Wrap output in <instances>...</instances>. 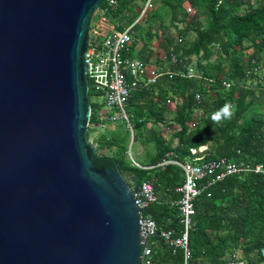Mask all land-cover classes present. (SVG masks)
Listing matches in <instances>:
<instances>
[{
	"label": "trees",
	"instance_id": "16d2710c",
	"mask_svg": "<svg viewBox=\"0 0 264 264\" xmlns=\"http://www.w3.org/2000/svg\"><path fill=\"white\" fill-rule=\"evenodd\" d=\"M113 1L114 4L105 2L100 8L107 9L106 20L119 24L121 30L139 17L138 10L137 16L126 19L128 10L136 7L138 1L145 2ZM155 1L156 8L146 18L150 24L158 22L165 57L163 60L157 55L155 63L175 73H184L194 65L196 77L164 76L147 87L131 90L126 110L134 133L133 142L154 146L147 164L135 161L138 166L134 165L128 157L125 141L112 134L100 136L94 162L98 168L117 169L126 181H132L130 188L150 183L157 202L151 204L146 213L158 228L173 229L179 234L181 225L175 203L181 198L177 189L182 186L184 175L176 165L159 166L163 160L182 162L201 158V163H205L227 158L235 163L264 165V113L246 116L256 103L257 95L252 84L245 87L246 71L252 69L251 61L255 60L264 68V0ZM188 8L194 10L193 15L187 12ZM163 15L176 30L175 39L165 32ZM133 31L135 41L126 55L145 64L152 63L154 52L150 43L156 38L153 27L148 24L143 32L136 23ZM189 34L193 35L192 39ZM248 49H252V53L246 55ZM171 55L176 58L175 64L170 61ZM224 82H230L231 88L224 90ZM196 94L201 95L200 103L195 100ZM102 95L89 80L91 115L87 139L92 124L108 123L99 119L104 106ZM168 99L176 103L168 104ZM225 104L233 106L234 115L217 124L212 114ZM170 114H173L172 120L168 119ZM170 128V140L175 141V145L164 137ZM102 150H107L108 155L99 154ZM191 150L196 153L191 154ZM194 205L188 243L193 260L200 264H228L230 257L239 253L246 264H262L264 175L228 176L205 189ZM152 251L154 259L164 264L181 263V252L173 255L161 238L152 240Z\"/></svg>",
	"mask_w": 264,
	"mask_h": 264
},
{
	"label": "water",
	"instance_id": "95a60500",
	"mask_svg": "<svg viewBox=\"0 0 264 264\" xmlns=\"http://www.w3.org/2000/svg\"><path fill=\"white\" fill-rule=\"evenodd\" d=\"M108 1L0 0V264L138 263L133 191L86 138Z\"/></svg>",
	"mask_w": 264,
	"mask_h": 264
},
{
	"label": "built area",
	"instance_id": "2783aa9c",
	"mask_svg": "<svg viewBox=\"0 0 264 264\" xmlns=\"http://www.w3.org/2000/svg\"><path fill=\"white\" fill-rule=\"evenodd\" d=\"M108 3L111 5L114 4V1L109 0ZM153 8L154 0H145L139 9L138 18L145 17ZM106 10L104 8L101 14L103 17H105ZM191 10V8L187 9L188 12H191ZM135 22L122 30L119 29V24L110 23L112 26L103 33L101 41L98 40V37L88 39L83 56L87 67L86 77L88 81L90 80L95 90L102 92L104 105L111 110L107 114L99 113L100 121L107 120L109 123H115L121 120L126 123L127 128L131 132L132 128L126 110V103L131 90L147 87L156 83L164 76H168L169 78L180 76L185 79L196 77L194 69L191 66L184 73H175L168 70L165 66L161 67L157 65L155 62H153V65L152 63L145 64L139 59L129 58L126 52L131 47L133 41H135L133 31ZM96 30L100 31V26H97ZM162 59L164 60L165 57L162 56ZM170 61L172 64H175V56L171 55ZM251 65L252 69L246 71L248 79L245 82V87L248 84H254L255 86L261 85L262 89H264V68L255 60L251 61ZM231 86L230 82L223 83L224 90H228ZM195 100L197 103H200L201 95L196 94ZM167 103H173L174 105L176 101L168 99ZM102 125L101 122L94 123L91 128L97 129ZM199 151L203 150L200 148ZM195 153L196 150H191V154L194 155ZM131 161L134 165L138 166L132 158ZM168 164L179 167L184 175V182L177 189L181 198L175 203L179 212L181 228L179 234H176L173 229H160L152 217L146 213L151 204L157 202V197L150 183L144 182L138 187L131 188L139 215L140 254L137 264H164L153 257L152 240L154 238H161L172 250L173 255L181 252L182 259L180 264H200V262L193 260L192 252L188 245L189 232L192 229L193 216L195 215L194 202L205 189L228 176L243 173L264 175V165L257 164L253 166L243 161L235 163L227 158L201 163V158H195L192 161L182 162L163 160L159 166ZM260 255L262 264H264V248L261 249ZM228 264L246 263L238 253H235L230 257Z\"/></svg>",
	"mask_w": 264,
	"mask_h": 264
},
{
	"label": "rangeland",
	"instance_id": "374dc122",
	"mask_svg": "<svg viewBox=\"0 0 264 264\" xmlns=\"http://www.w3.org/2000/svg\"><path fill=\"white\" fill-rule=\"evenodd\" d=\"M142 2L138 1L135 5L128 10V12L125 14V18L129 19L132 18L134 16L138 15V10L139 8H141L142 6ZM156 1L154 0V8L153 10L156 8ZM151 12V11H150ZM149 12V13H150ZM188 12V11H187ZM147 13V15L149 14ZM189 13V12H188ZM194 14V10L192 9L190 12V15ZM147 16L143 17V18H138L136 19L135 23L139 24V27H141L143 29V32H145L148 28V24L151 25L153 27V34H156V38H154L152 40V42L150 43V47L152 48L153 52H154V57L156 56V53H159L158 55L162 56L163 54V50H162V43H163V36H160V31L158 30V22H153L150 24V22L148 23V18H146ZM163 26H164V30L165 32L168 34V36L172 37V38H176V30L172 27H170V22H169V18L165 15H163ZM97 26H100L101 30L98 31ZM112 25H110L109 22H107L106 18L103 17L102 15L100 16L93 32L91 35H88V37L90 39H94L95 37H98V40L101 41L103 39V33H105V31L111 27ZM98 32V33H97ZM100 34V35H98ZM193 35L189 34V39H192ZM141 45V43H140ZM139 45V46H140ZM246 55L252 53V49H248L245 51ZM153 57V59H155ZM262 58L264 59V53L262 54ZM152 59V63L154 62V60ZM193 61L195 62V58H193ZM262 62V61H261ZM194 69V73H195V68L194 65L191 66ZM253 85V84H252ZM258 87V86H256ZM257 94V93H256ZM93 101H101V99H93ZM173 109V107H171ZM105 113L107 114L108 112H111V110H109L105 105L102 106V108L100 109V113ZM264 113V93H260L257 97V101L254 104V106L249 110V112L246 114L247 117H250L251 115H262ZM173 114H170L168 116L169 120H172ZM126 123L123 121H117L115 123H106L103 124L102 126L98 127L97 129H92L87 141L93 145L95 148H97V142L99 141V138L101 135H114L116 138H120L123 139L125 141V144L127 145V149H128V153L131 156L129 159L131 160V158L133 159V161L138 162L140 164H147L151 158V156L154 153V146L152 144H150L149 146L145 147L143 146L139 141H134L133 142V132L129 131L126 128ZM161 127V126H159ZM162 128V127H161ZM171 131L172 128L168 129L165 134L164 137L168 142H171L170 140V135H171ZM136 134V133H135ZM173 145H175V141L171 142ZM205 147L201 150H204ZM99 154H104V155H108V151L107 150H102L99 151ZM128 184L132 185V181L127 180L126 181ZM239 254V253H238Z\"/></svg>",
	"mask_w": 264,
	"mask_h": 264
},
{
	"label": "clouds",
	"instance_id": "9594fccd",
	"mask_svg": "<svg viewBox=\"0 0 264 264\" xmlns=\"http://www.w3.org/2000/svg\"><path fill=\"white\" fill-rule=\"evenodd\" d=\"M234 111L235 109L231 104H225L222 108L213 113L211 118L215 123L219 124L223 120L231 119L234 115Z\"/></svg>",
	"mask_w": 264,
	"mask_h": 264
},
{
	"label": "crops",
	"instance_id": "0c3cea01",
	"mask_svg": "<svg viewBox=\"0 0 264 264\" xmlns=\"http://www.w3.org/2000/svg\"><path fill=\"white\" fill-rule=\"evenodd\" d=\"M159 53H156V56H155V59H153L154 60V62L156 61V57H157V55H158ZM159 57H161L162 58V54L161 55H159ZM154 63H152V65H153ZM159 66H161V65H159ZM253 87H254V91H255V93H257L256 95H257V97H258V95L261 93H264V89H262V87H261V85H256V86H258V87H256L254 84L252 85Z\"/></svg>",
	"mask_w": 264,
	"mask_h": 264
}]
</instances>
